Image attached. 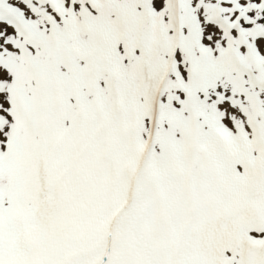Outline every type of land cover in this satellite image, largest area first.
<instances>
[{
    "label": "snow or ice",
    "instance_id": "1",
    "mask_svg": "<svg viewBox=\"0 0 264 264\" xmlns=\"http://www.w3.org/2000/svg\"><path fill=\"white\" fill-rule=\"evenodd\" d=\"M0 264H264V0H0Z\"/></svg>",
    "mask_w": 264,
    "mask_h": 264
}]
</instances>
